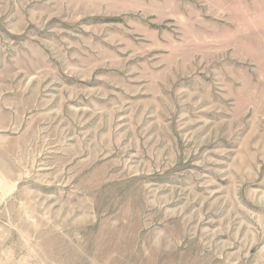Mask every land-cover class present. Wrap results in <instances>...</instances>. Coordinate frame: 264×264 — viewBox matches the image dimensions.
<instances>
[{
    "label": "rangeland",
    "instance_id": "1",
    "mask_svg": "<svg viewBox=\"0 0 264 264\" xmlns=\"http://www.w3.org/2000/svg\"><path fill=\"white\" fill-rule=\"evenodd\" d=\"M0 260L264 264V0H0Z\"/></svg>",
    "mask_w": 264,
    "mask_h": 264
},
{
    "label": "crops",
    "instance_id": "2",
    "mask_svg": "<svg viewBox=\"0 0 264 264\" xmlns=\"http://www.w3.org/2000/svg\"><path fill=\"white\" fill-rule=\"evenodd\" d=\"M0 264H5L3 261L0 260Z\"/></svg>",
    "mask_w": 264,
    "mask_h": 264
}]
</instances>
